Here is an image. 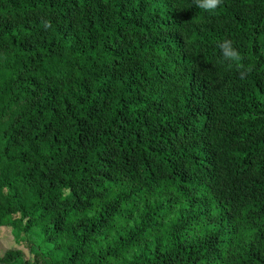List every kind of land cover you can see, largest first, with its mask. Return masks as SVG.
Instances as JSON below:
<instances>
[{"label":"trees","instance_id":"1","mask_svg":"<svg viewBox=\"0 0 264 264\" xmlns=\"http://www.w3.org/2000/svg\"><path fill=\"white\" fill-rule=\"evenodd\" d=\"M2 227L0 264H264V0H0Z\"/></svg>","mask_w":264,"mask_h":264},{"label":"clouds","instance_id":"2","mask_svg":"<svg viewBox=\"0 0 264 264\" xmlns=\"http://www.w3.org/2000/svg\"><path fill=\"white\" fill-rule=\"evenodd\" d=\"M222 0H194V4L196 7L203 9L205 12L214 11L220 4ZM45 26H48V22H45ZM222 58L225 61L235 62L238 68H242L240 76L244 77L245 72H250L251 68H245L242 63V56L237 51V49L233 46V42L231 40L225 39L220 45Z\"/></svg>","mask_w":264,"mask_h":264},{"label":"rangeland","instance_id":"3","mask_svg":"<svg viewBox=\"0 0 264 264\" xmlns=\"http://www.w3.org/2000/svg\"><path fill=\"white\" fill-rule=\"evenodd\" d=\"M18 251L28 258L27 249L23 245H16L8 227L0 228V257L7 251Z\"/></svg>","mask_w":264,"mask_h":264}]
</instances>
